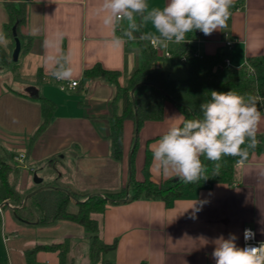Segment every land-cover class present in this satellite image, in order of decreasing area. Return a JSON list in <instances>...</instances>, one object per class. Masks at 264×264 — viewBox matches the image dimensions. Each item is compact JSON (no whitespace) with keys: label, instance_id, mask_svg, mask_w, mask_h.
<instances>
[{"label":"crops","instance_id":"1","mask_svg":"<svg viewBox=\"0 0 264 264\" xmlns=\"http://www.w3.org/2000/svg\"><path fill=\"white\" fill-rule=\"evenodd\" d=\"M6 1L26 5L25 22L20 31L27 46H21L13 68L35 81L24 91L6 87L0 74V145L4 151L10 152L14 146L20 149L19 154H25L23 166L15 161L22 176L17 179V188L26 193L40 186L33 177L36 162L42 161L51 170L43 176L37 175L42 177V182H53L69 191L88 195L124 189L127 193L133 149L136 147L134 178L143 181L151 145L172 123L179 122L170 118L184 117L177 105L168 99L164 103L163 118L144 121L138 132L135 120L126 119L123 157L119 160L112 155L109 116L116 86L103 77L83 81V73L100 64L104 69L120 71L118 82L126 84L138 66L139 53L127 43L113 47L109 41L122 35L127 21L114 29L104 27L100 17L94 14L101 0H0V31L9 40L4 49L11 61L15 39L5 28L8 21ZM147 3L149 10L162 9L166 0H147ZM137 22L142 23L140 18ZM32 28H38V34L30 35ZM196 31L191 33L189 42L197 54H214L223 49L224 57L236 67L245 64L249 57H264V0H243L228 17L226 26L211 35ZM58 32L64 34L59 48L46 49L45 39L52 40ZM147 32L155 33L150 21L143 23L141 31L134 35L139 38ZM227 41H231V45L228 46ZM158 45L159 58L155 66L162 67L169 77L185 78L187 67L174 56L179 44ZM61 51L70 53L72 81L78 82L74 88L63 91L62 85L70 81L55 80L50 74L51 63L47 61L48 56ZM166 51L173 56H165ZM0 64L8 66L10 62L0 61ZM32 94H40L55 103L53 117L38 135L36 131L43 122L42 107L30 96ZM121 108L119 101L116 111L120 112ZM258 133L264 135V122ZM28 156L36 162L26 164ZM262 173L264 153H253L244 164H237L232 183L200 185L174 199L169 206L161 199L145 197L107 203L104 211L94 216L100 223V237L107 244L116 242V247L102 253L96 263L90 259L88 234L81 224L66 219L48 224L23 222L15 217L13 205H7L0 210L4 247L0 263L27 264V249L68 241L64 264H215L212 252L220 236L228 238L229 234H235L236 243L241 247L242 231L250 227L264 240ZM149 175L156 183L169 178L152 166V152ZM196 200L204 203L197 204L200 210L193 214L191 207ZM70 204L71 208L77 207L75 199ZM35 258L36 264H60V249H40Z\"/></svg>","mask_w":264,"mask_h":264},{"label":"trees","instance_id":"2","mask_svg":"<svg viewBox=\"0 0 264 264\" xmlns=\"http://www.w3.org/2000/svg\"><path fill=\"white\" fill-rule=\"evenodd\" d=\"M243 0L234 1L230 8V14L241 4ZM5 8L8 13V21L5 23L7 32L15 39L14 32L21 42V46H27L21 34L20 27L25 22L26 5L23 2L6 1ZM195 32V31H194ZM190 35H186V42L180 43L175 52V58L183 55V61L187 67L185 78H173L165 74L162 67L155 66L159 58L158 50L150 43V40L137 38L128 41L129 47H134L139 53L137 68L128 78L125 85H120L118 77L120 71L104 69L100 64L85 69L83 81L103 77L116 86L112 98V113L109 116L112 155L116 159L123 157V125L126 119L138 118L137 132L146 120H160L163 118V108L166 100L170 98L181 110L184 118H196L201 116L200 104L210 99V92H226L236 90L241 94H252L264 98V57H249L247 63L240 67L225 65L223 49L214 54H196L194 46L189 42ZM15 42V41H14ZM15 45V44H14ZM13 50V49H12ZM0 61L3 64L10 62V57L3 46H0ZM250 67V68H249ZM134 89L132 99L131 90ZM31 97L41 103L43 122L36 131L40 134L49 124L55 110V103L40 94H32ZM121 101L120 112L116 111L117 103ZM261 112H264V102L258 104ZM35 135V136H36ZM259 144L253 153H264V135L257 133ZM136 147L131 154V179L129 182L128 200L140 197L158 198L167 206L171 202L200 185L225 182L232 183L235 179V170L238 158L224 157L220 161L222 167L218 176H213V162L201 157L207 168L209 179L196 184H185L176 177H169L161 183L150 179L149 165L151 151L147 152L144 165L145 179L136 180L133 173V158ZM11 152L4 151L0 145V203L8 201L13 205L12 211L16 218L27 223L48 224L55 220L66 219L81 224L88 234L89 256L92 262L100 260L102 253L115 249L116 242L107 244L100 237V223L94 216L102 213L107 203H119L120 199L127 196L126 189L119 192L95 193L92 195L70 191L76 200L77 209L70 210L72 197L64 188H58L53 182H41L40 185H51L32 194L23 204L24 198L32 190L22 193L17 188L19 167L15 162L9 161L7 156ZM248 159V160H249ZM247 160V161H248ZM81 200V201H79ZM7 205H3L6 207ZM2 218L0 214V227ZM43 248L60 249L61 263L64 264L68 241L45 246L36 245L25 251L27 264H36V252Z\"/></svg>","mask_w":264,"mask_h":264},{"label":"clouds","instance_id":"3","mask_svg":"<svg viewBox=\"0 0 264 264\" xmlns=\"http://www.w3.org/2000/svg\"><path fill=\"white\" fill-rule=\"evenodd\" d=\"M233 3L234 0H166L162 9L149 10L147 0H101L94 14L107 28L114 29L122 21H127L122 35L109 41L113 47H121L137 39L134 33L140 32L143 23L148 21L155 33H142L139 38L155 40L167 47L170 43H185L186 35L195 30L208 36L224 28ZM137 18L142 23H138ZM38 32V28H32L30 35ZM63 36L58 32L52 40L45 39L44 47L58 49ZM8 43L0 31V46L7 47ZM47 61L51 63L50 74L55 80L72 81L74 72L70 53L61 51L48 56ZM261 102L264 98L232 89L211 91L210 99L200 104V117L188 119L180 115L170 118L179 122L172 123L151 145L152 166L164 177H176L185 184H196L209 179L201 157L213 162V176L219 175L220 161L224 157L238 158L237 162L244 164L259 144L257 133L264 122V113L258 108ZM203 203L196 200L191 207L193 214L200 210L197 204L202 206ZM254 237L251 229H245L246 242ZM236 241L235 234H229L228 238L220 236L215 241L212 252L215 264H264V241L258 246L246 243L244 247L238 246Z\"/></svg>","mask_w":264,"mask_h":264},{"label":"rangeland","instance_id":"4","mask_svg":"<svg viewBox=\"0 0 264 264\" xmlns=\"http://www.w3.org/2000/svg\"><path fill=\"white\" fill-rule=\"evenodd\" d=\"M16 64V61H11L10 60V65H2L0 64V66H3L2 69H0V74H1V78L3 80V83L6 87H14L16 89H22L24 91H27L28 89H30L29 84H33L35 81L31 79V76L28 74H24L21 73V70L18 68H13V66ZM15 140H18L17 138ZM19 148L18 147H11L9 149V151L11 152L10 156H7V159L9 161H16V156H18L19 154ZM28 154V151H27ZM16 155V156H15ZM26 164L27 163H35L33 162L31 156H28V159L25 160ZM45 162V161H44ZM44 163L42 161H37L36 162V170L34 172V175H45L46 173H48L49 171H51L48 167H46V163L43 165ZM20 166H23V164H19ZM20 169V168H19ZM18 179H22V176L18 175ZM17 183V181H16ZM71 205V204H70ZM69 205L70 210L75 211L77 209L76 206H73V208H71V206ZM6 211V210H5ZM0 253L2 254V249H4L3 247V243H2V237H1V232H0ZM4 251V250H3ZM4 255V254H3ZM1 264V263H0ZM6 264V263H5Z\"/></svg>","mask_w":264,"mask_h":264},{"label":"built area","instance_id":"5","mask_svg":"<svg viewBox=\"0 0 264 264\" xmlns=\"http://www.w3.org/2000/svg\"><path fill=\"white\" fill-rule=\"evenodd\" d=\"M196 32H199V30H197ZM150 43H151V45H152L156 50L159 49V45H158L157 41H155V40H150ZM226 44H227L228 46L231 45V41H227ZM196 54H197V53H196ZM165 56H167V57H172L173 54H172L171 52L166 51V52H165ZM179 59L182 60V61H184V60L186 59V56L183 55V56L179 57ZM246 63H247V62H246ZM224 64H225V65H231L230 60H229L228 57H224ZM249 68H250V67H249ZM77 84H78L77 81H70V82H68V83H66V84H64V85H62V88H63V89H64V88H74ZM24 158H25V154H24V153H21V154H19L18 156H16V163H17V165H19V164H23V160H24ZM245 229H251V228H250V227H245V228L243 229V231H242V246H241V247H244V246L246 245V243H247V244H251V245H253V246H258L259 243H260L261 241H264V240H261V239L258 238V236H257L256 232L254 231V229H251L252 232L255 233V237H254V239L249 240V241L246 242L245 239H244V231H245Z\"/></svg>","mask_w":264,"mask_h":264},{"label":"water","instance_id":"6","mask_svg":"<svg viewBox=\"0 0 264 264\" xmlns=\"http://www.w3.org/2000/svg\"><path fill=\"white\" fill-rule=\"evenodd\" d=\"M14 35H15V47H14L13 52H12V60H13V61H17V60H18V57H19L20 50H21V42H20L19 38L16 36V32H14ZM134 89H135V87L131 90V95H132V99H133V101H134V97H133ZM169 99H170V98H169ZM135 123H136V129H137V125H138V118H137V115H136V118H135ZM135 144H136V140L134 141V146H135ZM33 180L35 181V183H38V184H40V183L43 181V180H42V177H39V176H37V175H35V176L33 177ZM129 182H130V181H129ZM50 186H51V185L46 184V185H40L39 187L35 188L34 190H32L29 194H27V195L25 196L24 201H23V204H24V203L27 201V199H28L32 194H34L36 191L41 190V189L46 188V187H50ZM56 187L61 188V187H59V186H56ZM64 189H65V188H64ZM65 190H67V189H65ZM67 191L69 192L70 196L74 199L73 194H72L69 190H67ZM128 193H129V184H128V186H127V196H126L125 198L120 199V200H121V201H126V200H128ZM91 195H92V194H91ZM79 201H81V200H79ZM4 204L10 206V203H9L8 201H4L3 203H0V210H1V208L3 207Z\"/></svg>","mask_w":264,"mask_h":264}]
</instances>
